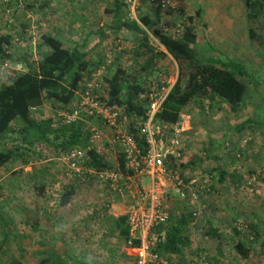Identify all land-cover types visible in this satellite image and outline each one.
Listing matches in <instances>:
<instances>
[{
  "label": "rangeland",
  "instance_id": "rangeland-1",
  "mask_svg": "<svg viewBox=\"0 0 264 264\" xmlns=\"http://www.w3.org/2000/svg\"><path fill=\"white\" fill-rule=\"evenodd\" d=\"M113 1L0 0V34L9 36L12 43L8 48L11 59H0V87L36 66L48 53L41 37L50 35L63 41L69 50L79 48L87 55L94 73H102L104 80L119 68L144 76L141 69L153 66L155 71L145 83L153 88L159 86V91L164 88L160 93L163 98L177 81L176 63L170 57L159 56L161 48L152 35L148 50L141 52V37L115 30L112 18L105 14ZM157 1H130V17L137 21L143 16L158 18L160 29L177 36L183 30V21L191 15L195 17L200 9L204 21L197 25L199 35L209 33L208 21L212 36L214 31L220 36L208 37L211 47L248 73V77L237 75L248 87L238 112L219 101H194L187 107L190 127H186L183 137L182 173L188 183L195 181L207 195L199 205L204 208L203 215L191 220L195 229L193 246L185 250L182 258L168 257L173 264H264V9L259 7L260 0H252L253 11L261 16L250 21L245 6V28L241 33V17L242 21L234 23L230 16L221 14V9L219 21L215 22L208 15L212 9L207 0H167L168 5L161 8ZM169 7H173V15L167 14ZM225 10L231 15L233 9ZM252 29L257 41L249 37ZM197 52L200 57L226 61L215 56L204 42L197 46ZM4 63H9L11 69L4 70ZM18 65L21 71L14 70ZM65 109L48 103L44 116L59 120ZM245 122L251 124L242 127ZM93 125L101 127L97 122ZM124 125L130 129L129 118L124 119ZM14 129H18L17 125ZM104 132L111 135L109 130ZM35 152L27 166L17 160L0 170V264H12L14 260L43 264L45 252L64 257L67 264H131L125 242L115 231L110 216L114 197L97 183L68 182L62 176L58 158L47 147H36ZM118 155L117 150H108L110 162ZM72 185L77 187L76 195L67 208H62V196ZM171 198L172 211L178 214L186 211V215H192L198 207L179 203L172 194ZM251 222L256 227L257 240L248 229ZM210 226L220 235L207 236ZM238 240L254 246L255 255L246 260L238 256L234 248Z\"/></svg>",
  "mask_w": 264,
  "mask_h": 264
},
{
  "label": "trees",
  "instance_id": "trees-1",
  "mask_svg": "<svg viewBox=\"0 0 264 264\" xmlns=\"http://www.w3.org/2000/svg\"><path fill=\"white\" fill-rule=\"evenodd\" d=\"M130 1L132 0H114L112 8L106 10L105 14L112 18L115 30L131 32L141 37L139 49L141 52L147 48L149 36L152 35L167 53L161 52L159 56L171 57L178 67L177 81L155 116V122L176 125L180 122L184 110L194 101L224 102L233 112H238L248 91L247 85L238 76L248 77V73L242 65L225 58L226 56L211 47L210 43L208 46L212 53L225 58L226 61L198 55L197 46L205 40L203 41L198 33L195 18H201L202 11L199 10L195 18L187 17L183 21V30L179 35L173 36L166 29L158 27V18L153 20L151 16H143L138 21L132 19L129 15ZM246 1L248 19L257 20L261 16L260 13L253 11L252 0ZM259 7L264 9V0H260ZM166 12L173 15V7H169ZM250 38L252 41L258 40L253 29L250 31ZM41 41L48 53L37 61L34 68L11 77L8 84L0 87V170L17 160H23L24 166H27L28 160L36 153L35 148L39 146L47 147L55 158H60L73 148L90 147L91 136L84 121L67 126L56 117H45L44 110L48 103L55 106H71L84 84L92 78L93 66L87 55L79 48L69 50L63 41L55 36L43 35ZM11 44L9 36L0 34V59L4 61L11 59L8 51ZM154 71L153 66L143 67L141 72H145L144 76H135L131 71L119 68L110 79L105 80L109 88V104L121 109L124 117L129 118L131 121L129 130L144 154L148 148L143 131L148 120L149 100L142 99V96L149 92L150 87L145 81ZM247 124L251 122H245L241 126ZM16 125L18 129H14ZM14 135L18 136L17 139L13 138ZM10 140L13 141L12 144H8ZM14 142L19 145H14ZM89 154L94 160L92 165L97 167L105 165V160L97 155L95 149L90 150ZM119 160L122 164L121 156ZM221 177L223 182L224 175ZM76 192V185H72L62 196L60 206L67 208ZM192 219L190 215L181 221L170 220L166 228V241L159 245L161 254L183 255L189 245L188 238L183 234V227ZM112 220L115 231L126 243L129 235L126 218ZM248 229L257 240L259 236L253 222ZM220 233L212 226L206 231L208 236L217 237ZM234 248L238 256L244 260L257 252L254 246H247L243 240L236 241ZM44 254L47 259L43 264H67L66 259L60 255L50 252ZM262 255L261 252L260 256ZM12 264L21 263L14 260Z\"/></svg>",
  "mask_w": 264,
  "mask_h": 264
},
{
  "label": "built area",
  "instance_id": "built-area-1",
  "mask_svg": "<svg viewBox=\"0 0 264 264\" xmlns=\"http://www.w3.org/2000/svg\"><path fill=\"white\" fill-rule=\"evenodd\" d=\"M157 2L160 7L168 5L167 0ZM3 69H11L9 63H4ZM21 69L18 65L14 70ZM101 75L93 73L76 101L59 114L60 121L67 126L84 121L91 136L88 149L73 148L57 159L62 176L75 184H100L126 207L129 235L125 253L131 264H173L168 256L159 252V245L166 241V228L173 213L171 194L179 203L198 206L192 211L193 219L203 215L204 208L199 205L207 195L202 188L198 189L195 181L185 182L180 172L185 125L182 121L176 125L155 122L169 92L162 98L160 93L164 88L159 91V86L149 85L148 94L142 96L149 100L148 120L143 131L148 148L144 154L124 125V112L109 104V88ZM94 122L101 127L94 126ZM104 129L111 135L107 136ZM92 149L105 160V165H92L94 160L89 154ZM109 149L119 154L113 162L107 157Z\"/></svg>",
  "mask_w": 264,
  "mask_h": 264
},
{
  "label": "crops",
  "instance_id": "crops-1",
  "mask_svg": "<svg viewBox=\"0 0 264 264\" xmlns=\"http://www.w3.org/2000/svg\"><path fill=\"white\" fill-rule=\"evenodd\" d=\"M207 2L209 3V8L210 9H212V10H210L211 12L210 13H208V15H211L212 16V18H215L216 19V21L215 22H217V21H219V15H220V11H221V9H222V13L221 14H223V15H227V16H230L231 18H232V22H234V23H238V21H242L243 20V24H241V25H239V29H241V33H243V30H244V28H245V20L243 19V13L245 12V6L247 5V2H246V0H207ZM207 3V4H208ZM196 8H197V5H196ZM233 9V10H230V12H231V15H229L228 14V12H229V10L228 11H226L225 9ZM200 10V9H199ZM199 10H197V12L199 11ZM225 11V12H224ZM196 12V13H197ZM226 13V14H225ZM203 15V14H202ZM210 16V17H211ZM214 16V17H213ZM189 17H193L192 15L191 16H189ZM195 17H196V14H195ZM194 17V18H195ZM242 18V20H241V18ZM198 19V22H196L195 21V24H196V26L197 25H199V22L200 21H204L203 19V16L201 17V18H197ZM195 20H196V18H195ZM215 22H214V24H215ZM205 23H206V25L208 26V32L209 33H207L204 37H201V39L204 41H206L207 40V42L208 43H210L209 41V38L208 37H210V38H212L213 36H215V37H217V36H219V35H216L217 34V31H214L213 32V36H212V32H211V30H210V27H209V23H208V21H205ZM211 32V33H210ZM239 32V31H238ZM209 34V35H208ZM220 37V36H219ZM250 37V36H249ZM237 40V39H236ZM204 41V44L206 43V44H208L207 42H205ZM158 42V41H157ZM148 43H150V39H149V41H148ZM159 44V43H158ZM160 45V44H159ZM147 46H149V44L147 45ZM140 47V46H139ZM148 48V47H147ZM146 48V49H147ZM160 50H159V53H161V52H163V53H166V51L160 46ZM148 50V49H147ZM167 54V53H166ZM171 58V57H170ZM172 59V58H171ZM173 60V59H172ZM131 71V70H130ZM189 110V108H186L185 110H184V112H183V114H182V116H181V120L180 121H182L183 123H184V125H185V128L186 127H190V123H189V118L190 117H188V111ZM111 211H110V216H111V218L112 219H118V218H121V217H125V213H126V207L117 199V198H115L114 197V203L111 205V209H110ZM50 209L48 208V215L50 214ZM185 217V219L187 218V216H190V214H188V215H186V211H182V212H179V214H178V212L175 210V211H173V213H172V217H171V219H175V220H177V221H181L182 220V218H184ZM214 229H216L215 227H213ZM208 229V228H207ZM49 231V230H48ZM207 231V230H206ZM194 232H195V229L193 228V224H191V221L189 222V224L185 227V225H184V227H183V234L188 238V240H189V245L187 246V248H189V247H191V246H193V234H194ZM207 235V234H206ZM208 236V235H207ZM211 244V243H210ZM186 248V249H187ZM185 249V250H186ZM184 250V253L186 252ZM184 253H183V255H184ZM183 255H180V257L182 258V256ZM224 261V260H223ZM211 262V261H210ZM216 262V261H215ZM214 263V261L212 262V264ZM179 264H187V263H179ZM192 264V263H191ZM215 264V263H214Z\"/></svg>",
  "mask_w": 264,
  "mask_h": 264
}]
</instances>
